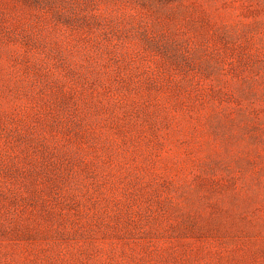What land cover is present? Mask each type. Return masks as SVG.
Instances as JSON below:
<instances>
[{"label":"rangeland","instance_id":"rangeland-1","mask_svg":"<svg viewBox=\"0 0 264 264\" xmlns=\"http://www.w3.org/2000/svg\"><path fill=\"white\" fill-rule=\"evenodd\" d=\"M0 264H264V0H0Z\"/></svg>","mask_w":264,"mask_h":264}]
</instances>
